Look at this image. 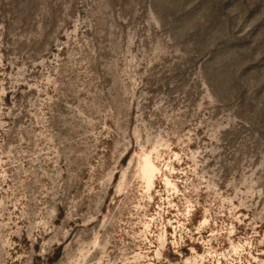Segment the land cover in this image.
I'll return each mask as SVG.
<instances>
[{"label":"rangeland","instance_id":"1","mask_svg":"<svg viewBox=\"0 0 264 264\" xmlns=\"http://www.w3.org/2000/svg\"><path fill=\"white\" fill-rule=\"evenodd\" d=\"M0 264H264V0H0Z\"/></svg>","mask_w":264,"mask_h":264}]
</instances>
